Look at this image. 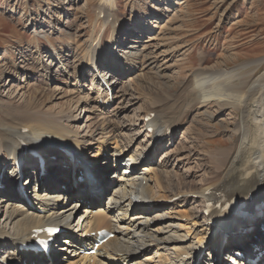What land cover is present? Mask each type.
<instances>
[{"label":"bare ground","instance_id":"bare-ground-1","mask_svg":"<svg viewBox=\"0 0 264 264\" xmlns=\"http://www.w3.org/2000/svg\"><path fill=\"white\" fill-rule=\"evenodd\" d=\"M114 3L115 0H100L95 6V10H97V17L103 14V21L110 24L111 46L114 47L115 43L119 44L115 48L116 52L110 50L105 53L95 38L81 49L79 54L70 53V57L77 62L75 69H72L71 62L69 63V60L65 59L62 50L52 46L50 56L53 58L52 60L56 59V63H54V65L57 64L56 70L53 69L54 65L51 66L52 62L49 64L36 63L35 68L40 66V76L43 75L44 79L47 77L45 80L48 82L57 69L63 75L65 81L63 83L67 87L72 80L71 86L77 89V93H75L77 94L76 106L80 105L81 109L88 112H98L99 115L105 111L111 112L115 116L121 110L112 108L116 101V95H118L113 93L114 86L115 82L125 75L124 72H121L120 67L125 64L128 66L127 70L130 67L138 69L142 64L138 61L139 57L145 58L141 50H136L134 46H126L122 42L126 38L129 40L137 29H141L142 25L147 23L149 16L146 18L142 16L140 21H135L137 15L134 14L136 12L135 10L131 11L130 18L134 17L131 19L134 22V28L127 30V26L125 27L120 21L121 17L115 10ZM145 3L151 9L156 7L149 1ZM134 29L136 30L134 31ZM137 31L136 36L144 35L142 30ZM133 41H137V39H131V42ZM36 52L38 60H40L43 51L37 48ZM199 53L200 58H203L202 52ZM262 60H252L250 64L253 63V67L248 72L239 71V66L249 63L230 69H202L198 66L190 72L188 80L186 78V81H182L183 88H180L181 91L172 101L170 117L166 118V113L160 111L162 109H146V112L141 114L139 121L133 120L136 125L141 123L140 129H144L142 132L144 139L138 140L139 138H137L138 142L134 143L135 146L130 147L135 138L130 135L127 137L123 132L124 129L121 128L119 134L121 140L115 143L111 142L113 147L105 145L107 138L101 134L108 131L106 136L110 135V127L109 124L103 123L98 127L100 131L98 137L100 136L101 140L99 142L97 137L99 143L95 149L101 148L102 151H106L110 148V150L107 157H102L101 152L95 150L92 159L100 162L99 165H96L95 161L83 163L81 160L77 162L79 153L76 149L79 150L82 146L83 151L91 150L93 148L90 147L91 141L95 139L92 136L93 132L90 131L92 129L88 131V135H86L87 133L81 135V131L76 126L71 132L62 122L69 119L64 118L67 113L71 114L68 122L79 119V115L76 114L77 107L74 109L63 107L67 110L63 115L59 110H54L46 105L31 106V103L35 101L34 97L40 99L44 93H48L47 97L52 96L53 98L54 95V99H67L66 102H61L66 105L71 100L68 97L74 94L71 89L66 87L49 88L48 82L47 87L29 86V82L26 83V89L20 93L18 99L16 96L12 97V100H17L16 102H10L11 97L5 99L4 102L0 99V162L2 163L0 174L4 177L7 174L10 176L9 171L7 172L3 166L8 164L9 158L12 162L16 158H20L23 160L22 173L26 176L24 182H31L29 179H32L42 182L45 188L40 191L39 187L33 186L22 189L18 181L15 180H10V184L7 186L4 183L0 184V264H130L134 258H139L136 260V264H203L205 260L207 264H214L219 260V255L224 249H228L232 245H239L236 240L243 238L246 243L251 244L252 241L249 240L252 238L249 232L242 230L236 234L230 232L221 234L220 230L223 227L212 226V223L219 224L216 223L219 216L207 213V210L211 202L230 201L229 199L234 197L243 199L249 194L255 197L259 207L264 206V72L252 81L253 71L261 65ZM18 66L15 65L14 69L17 70ZM20 66L23 69L32 70L24 63ZM98 72L108 75L111 85L109 89L100 85V80L97 77ZM88 79H90V86L87 83ZM124 88L121 89V98L125 96V91L129 87L125 85ZM24 93L27 94L23 95ZM81 101L82 103H80ZM136 102L138 101L130 96L128 104L133 105ZM61 104L60 106H62ZM211 104L215 105L217 109H231L236 116V119L233 118L236 120L233 134L239 135V137L224 149L212 151L214 154L210 155L215 156L213 166L217 170L209 180L199 178L197 179L198 183L188 185L184 175L179 174L177 182L174 183L176 186L174 187L173 182H170L167 192L161 193L164 187V176L158 171L154 172V185L149 176L150 169H144V166L152 156L160 151L159 148H163L162 150L166 151L159 167H166L170 162L169 154H175L176 151L169 150L171 142L168 138L158 145V137H161L162 133L169 135L166 133L167 129L172 132V129L183 123L184 117L190 115L192 109L207 108V105ZM152 112L154 116L145 121L146 116ZM150 127H152L151 130ZM50 137H55L51 138L53 140L71 143L75 146L77 155L68 147H62L63 149L59 150L53 146H47L46 138ZM24 142L29 145L27 151H24L25 147L22 146ZM193 149L195 150V146L190 151ZM144 156L145 160H143ZM40 157L44 160L43 168L40 166ZM52 157L55 158L52 159ZM210 158L211 156H209ZM63 161L67 167L59 166L56 169L55 165ZM52 165L57 176H53L52 172H47L48 167L51 168ZM13 166H15L14 163ZM28 166L33 168L32 172L28 170ZM12 169L16 170V168ZM107 171L116 176L115 181L109 183L105 180ZM79 173H84L82 181L78 179ZM63 182L66 183L65 188H61L60 185ZM109 189L111 191L107 204L97 212H93L91 207L97 204L99 195ZM20 190L22 193H19ZM222 192L225 193V198L219 201ZM133 195L136 197L139 195L150 196L154 199L168 198L169 200L172 197H180L172 204L157 205L154 206V209H146L132 198ZM188 195L193 197H187ZM32 196L39 201L33 202ZM71 198L73 200L69 204L73 206L64 208L67 203L66 199L68 201ZM29 199L32 200V203L29 202ZM188 202L191 203L188 209H179L185 207ZM81 204L82 209L77 208ZM166 208L172 210L171 214L175 220L185 216L186 222L183 225H190L188 229L192 230L197 225L202 229L201 232L197 230L196 236L193 233L188 235L181 231L183 226L181 223L173 220H167V223H164L165 221L162 220L167 217V214L169 215L165 212ZM256 211L264 212V208L263 210L255 209L252 212L256 213ZM182 212L192 214L191 222L187 220L186 214H181ZM223 215L225 218L221 221L225 219L226 225L230 215L226 212ZM260 220L264 222V215ZM120 222H122V226H120ZM48 223L56 225L64 223L66 227L72 228L70 232L65 231L69 244L63 246L62 250L65 251L61 258L57 251L50 250L47 256L34 251L31 247L33 238L29 235L33 232L28 233L29 229L39 228ZM231 223L232 221H229L227 225ZM159 224L163 227H158ZM240 224L246 225L244 220H241ZM255 226V224L249 225L247 229ZM212 227L217 228L218 231L212 237L211 242L206 245L211 253L204 257L202 249H197V245L204 244L202 239L206 237ZM101 228L109 230L113 233V237L97 246L94 254L88 253L93 248L95 238V235H88V233L96 232ZM257 233L264 236V230L257 229ZM159 234L162 235L159 236ZM143 248L146 249L143 250ZM151 248H156V251L154 250L155 261H150L149 258L140 259L145 251L149 253Z\"/></svg>","mask_w":264,"mask_h":264},{"label":"rangeland","instance_id":"rangeland-1","mask_svg":"<svg viewBox=\"0 0 264 264\" xmlns=\"http://www.w3.org/2000/svg\"><path fill=\"white\" fill-rule=\"evenodd\" d=\"M99 1L0 0V99L3 102L10 97L12 100L14 96L18 99L21 95L20 93L26 89V83L30 82L29 86L39 85L44 87L47 85L48 81L45 80L47 77L44 79L43 75L40 76V66L35 68V64H49L52 62L51 66H53L56 63V59L52 60L53 58L50 56L52 46L58 50H62L65 59H68L69 63L71 62L72 69H75L77 62L70 57V53L79 54L81 49L95 38H97L96 40L99 41L105 53H108L110 50L111 52L117 51L115 48L119 44L115 43L113 47L110 43V24L103 21V14L100 15L101 17H97L95 6ZM146 1H149L156 7L151 9L150 6L146 5ZM155 1L115 0L114 3L115 10L121 17L120 21L125 27L127 26V30L134 28V22L131 20L134 17L130 18L131 11L135 10L136 12L134 14L137 15L135 21H140L142 16H145L144 18L149 16L147 23L142 25L141 29H137L142 30L144 35L136 36V32L138 31L134 29L136 32L132 34V37L129 40H126L128 38L125 37L126 39L124 38L125 40L122 42L126 46H134L136 50H141L145 60L139 57L138 61L142 64L138 69L130 67L127 70L128 66L125 64L120 67L121 72H124L125 75L115 82L113 93L118 95H116V101L112 105L113 109L118 108L121 110L120 113L114 116L111 112L104 111L99 115L98 112H88L85 109H81L80 105L76 106L77 94L75 93H77V89L71 86L72 80L69 87L63 83L65 82L64 77L58 72V69L53 72L52 78L50 77L48 82L49 88L66 87L71 89L74 92L73 95L68 97L71 100L64 105L65 103L61 104V102H66L67 99H54V95L53 98L52 96L47 97L46 94L48 93L43 92L44 94L40 99L34 97L35 101L31 103V106L46 105L54 110H59L63 115L65 114L64 111H67L63 107L71 109L77 107L76 114L79 115V119H76L74 122H68L71 114L67 113L64 118L69 119L62 122L65 126L67 125V130L71 132L76 126L81 131V135L82 133H87L86 135H88V131L92 129L90 131L93 132L92 136L95 139L91 141L90 147L93 148L88 151H83L82 146L79 148L80 153L82 152L83 154L84 161H96L92 159L95 150L96 152H101L102 157H107L110 148L106 151H102L101 148L95 149L101 140V137H98V133H100L98 127L103 123L109 124L110 127V135L106 136L109 133L108 131L105 134H101L103 137L105 136L104 138H107L105 145L113 147L114 145L111 142L115 143L121 140L119 139L120 128L124 129L122 131L125 132L127 137L130 135V137L135 138L130 147L138 142V140H143L144 133L142 134V132L144 129H140L141 123L136 125L135 122L133 123V120L139 121L141 114L146 112V109H162L160 111H163L164 114L166 113L165 117H170L172 101L183 88L182 81H186V78L188 80L190 72L198 66L202 69H230L237 65L249 63L246 64L247 66L244 65L245 67L239 66L240 69L238 68L239 71L248 72L253 67V63L250 64L252 60L263 59L261 65L253 71L254 76L252 81L260 77L264 72V0ZM131 39H137V41L131 42ZM37 48L43 51L40 60H38L36 54ZM199 52H202L203 58H200ZM22 63L32 70L21 68L20 65ZM15 65H19L17 70L14 69ZM53 67V69L57 68V64ZM87 81L90 86L89 79ZM125 85L129 88L125 91V96L121 98V89H125ZM84 90L86 91V88ZM26 94L24 93L23 95ZM130 96L138 102L129 105ZM11 100L9 101L12 103L17 101ZM233 118L236 119V116L231 109H217L213 104L199 110L192 109L190 115L184 117L183 123L172 129L173 135L169 139V142H171L169 150L173 149L176 152H174L175 154H169V164L166 167H159L166 151L162 150L163 148H159L160 151L152 156L144 166V169H150L149 176L152 184H154V172L156 171L164 176V187L161 193L168 190L170 182H173L172 185L174 187L176 186L174 183L177 182L179 174L184 175V179L188 185H191V183L195 184V182L198 183L197 179L199 178L209 180L213 177L217 169L213 166V161L215 164V156L210 154H214L212 151H217V149H224V147L229 146L231 142L239 137V135L233 134V128L236 124V120ZM97 137L99 138V142ZM51 138L55 137L46 138V140ZM137 138L139 139L136 141ZM67 144L72 145L71 143H65V146ZM194 146L195 150L190 151ZM209 156H211V160ZM145 158L144 156L143 160ZM59 166L60 164H56V169ZM9 168H11V164L8 165ZM53 169V165L51 168L48 167V173H54L56 170ZM10 171V169L7 170L8 173ZM109 172H106L105 180L111 183L116 180V176ZM53 176H57L56 172ZM5 178H8V180H3L4 185H9L8 182L11 178ZM31 185L39 187V191L45 189L42 182L35 181ZM110 191L109 189L104 194L99 195L97 204L91 207L93 212H97L107 204ZM31 198L33 202L37 203L39 201L35 200L34 196ZM132 198L135 199V195ZM149 199L157 203V205L173 203L168 198L154 199L153 197H149ZM32 200L30 203H32ZM190 204L188 202L185 207L179 209H188ZM65 205L64 208L73 206L72 204ZM154 206L142 207L154 209ZM77 208L82 209V204L81 206H77ZM165 210L169 215L167 214V217H164V220H162L163 222L165 221L164 223H167V220H173L182 225L186 222L185 216L184 218L175 220L171 214L172 210L168 208ZM181 214H186L187 220L191 222L192 214L188 212H182ZM119 224L122 226V222ZM158 227H163V225L159 224ZM188 227L190 225H183L181 231H184L188 235L193 233L196 236V231L201 232L202 230L197 225L192 230L188 229ZM35 228H30L28 233ZM145 249L143 248V250ZM151 249L149 253L145 251L143 257L140 259L149 258L150 261H155L154 253L156 248ZM63 253L64 251L60 253L59 258L63 256ZM137 259L139 258H134L130 264H136Z\"/></svg>","mask_w":264,"mask_h":264},{"label":"snow or ice","instance_id":"snow-or-ice-1","mask_svg":"<svg viewBox=\"0 0 264 264\" xmlns=\"http://www.w3.org/2000/svg\"><path fill=\"white\" fill-rule=\"evenodd\" d=\"M52 231H55V230H52Z\"/></svg>","mask_w":264,"mask_h":264}]
</instances>
